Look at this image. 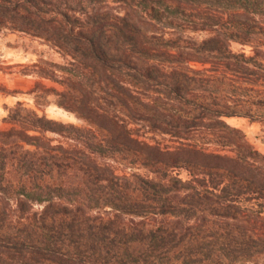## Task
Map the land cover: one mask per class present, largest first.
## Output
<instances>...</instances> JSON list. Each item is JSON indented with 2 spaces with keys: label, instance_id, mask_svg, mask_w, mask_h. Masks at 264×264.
Here are the masks:
<instances>
[{
  "label": "trees",
  "instance_id": "16d2710c",
  "mask_svg": "<svg viewBox=\"0 0 264 264\" xmlns=\"http://www.w3.org/2000/svg\"><path fill=\"white\" fill-rule=\"evenodd\" d=\"M3 30L62 61L2 118L0 264H264V154L224 121L264 126V0H0Z\"/></svg>",
  "mask_w": 264,
  "mask_h": 264
},
{
  "label": "rangeland",
  "instance_id": "374dc122",
  "mask_svg": "<svg viewBox=\"0 0 264 264\" xmlns=\"http://www.w3.org/2000/svg\"><path fill=\"white\" fill-rule=\"evenodd\" d=\"M108 4L114 6L110 1ZM163 28V32H166L165 36H167L169 29L167 27ZM185 34L198 39L205 37V33L200 31H187ZM230 49L234 52H244L247 55L251 54V48L249 46H242L237 42H231ZM261 49L264 51V48ZM39 58L53 62L62 61L61 57L54 49L50 48L39 39L31 38L20 32L9 30L0 31V129L8 128V124L2 122V118L6 116L7 108L13 105H7V103H5L4 100L6 95L19 94L20 99L18 101L23 102L27 107H33L32 96L27 94V92L33 87L36 78L29 73L32 70L30 66L36 63ZM41 82L46 87L59 89L57 84L49 80H41ZM42 111L47 117L58 121L79 126L84 125L83 122L77 119L72 113L57 107L53 103L52 97H49V102L42 108ZM255 112L257 115L264 114V109ZM224 121L228 125L239 129L245 135L249 144L255 150L264 154V126L257 121H250L244 117H226ZM144 140L149 143L158 142L161 147L173 146L174 144L173 141L165 135L156 136L154 140L150 134H147ZM208 148L209 151L219 149H216L214 146H209ZM221 152L228 153L226 150H221ZM137 171L141 174H146V171L141 168L137 169ZM175 172L177 176L183 180L189 178L188 173L182 168L177 169ZM253 202V210H258L260 205L257 201Z\"/></svg>",
  "mask_w": 264,
  "mask_h": 264
},
{
  "label": "crops",
  "instance_id": "0c3cea01",
  "mask_svg": "<svg viewBox=\"0 0 264 264\" xmlns=\"http://www.w3.org/2000/svg\"><path fill=\"white\" fill-rule=\"evenodd\" d=\"M19 94L16 95H6L5 96V103H7V105H12L14 103H16L19 100Z\"/></svg>",
  "mask_w": 264,
  "mask_h": 264
}]
</instances>
